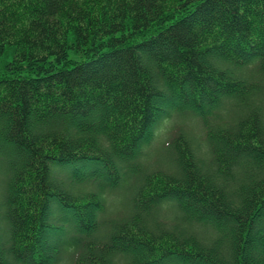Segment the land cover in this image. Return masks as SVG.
I'll list each match as a JSON object with an SVG mask.
<instances>
[{
    "label": "trees",
    "instance_id": "1",
    "mask_svg": "<svg viewBox=\"0 0 264 264\" xmlns=\"http://www.w3.org/2000/svg\"><path fill=\"white\" fill-rule=\"evenodd\" d=\"M0 264H264V0H0Z\"/></svg>",
    "mask_w": 264,
    "mask_h": 264
},
{
    "label": "rangeland",
    "instance_id": "2",
    "mask_svg": "<svg viewBox=\"0 0 264 264\" xmlns=\"http://www.w3.org/2000/svg\"><path fill=\"white\" fill-rule=\"evenodd\" d=\"M183 126H184V128H185V124L183 123ZM167 132L165 131V132H163V136L166 134ZM156 159H157V157L155 158V160H154V162H156ZM153 162V163H154ZM167 163V161H166V157H164L163 159H161L157 164H163V165H165ZM114 211L116 212V213H121V212H117V211H120V208H115L114 207Z\"/></svg>",
    "mask_w": 264,
    "mask_h": 264
}]
</instances>
